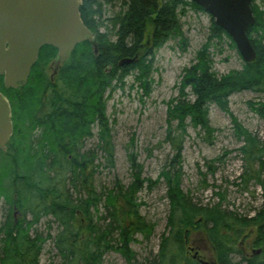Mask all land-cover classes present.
<instances>
[{
  "label": "trees",
  "instance_id": "trees-1",
  "mask_svg": "<svg viewBox=\"0 0 264 264\" xmlns=\"http://www.w3.org/2000/svg\"><path fill=\"white\" fill-rule=\"evenodd\" d=\"M256 1L253 2L256 24L249 28L248 35L257 59L244 63L240 71L225 76L215 73L212 47L229 41L237 48L212 18L207 44L196 62L184 70L179 97L168 104L169 123L177 121L181 135L169 127L167 142L176 156L171 170L164 171L157 181L144 179L138 157L129 153L134 170L132 185L126 189L116 180L114 189L98 193L95 181L100 170L96 165L99 153L105 155L110 168L116 165L105 95L116 83L124 87L126 79L136 71L139 75L136 80L142 89L147 94L151 91L155 52L174 39H180L184 50L188 45L180 15L185 16L188 7L205 12L193 0H128L120 14L104 20V0L102 3L84 0L81 14L95 36L98 54L91 43L84 42L70 54L52 84L48 72L37 74L39 65L28 85L20 90H7L0 79L1 88L10 94L16 121L8 152L0 151V200L6 202L4 212L8 211L3 213L0 226V264H40L44 247L51 240L60 252L62 264H103L106 255L112 252L121 255L127 264H142L136 260L132 246L139 243L140 237L150 242L157 225L143 217L144 204L139 194L144 189L154 190L163 180L171 202L170 231L162 237L161 249L153 264H201L188 255L191 234L197 231L206 235L219 264H234L233 256L242 253L238 246L242 240L249 241L250 228L254 226L259 233L254 246L264 248V206L254 219L239 218L221 206L217 210L203 209L182 190L181 170L188 120L195 129L214 138L209 118L212 105L229 112L233 95L247 91L264 93V15ZM95 17L102 20L100 24L94 21ZM103 28L105 32L101 33ZM138 54L135 65L120 68L122 59L134 60ZM145 54H151V62L148 63ZM56 56V49L46 47L39 63L47 66ZM250 106L264 119V101ZM233 122L236 137L244 144L240 151L246 160L240 180L246 188L252 182L262 186L264 142L239 121ZM94 128L99 129L98 152L86 148ZM72 189L77 192V198ZM49 218H55L58 223L56 237L52 236L51 227L46 236L33 235V230ZM238 262L264 264V249L261 256L242 258Z\"/></svg>",
  "mask_w": 264,
  "mask_h": 264
},
{
  "label": "rangeland",
  "instance_id": "rangeland-1",
  "mask_svg": "<svg viewBox=\"0 0 264 264\" xmlns=\"http://www.w3.org/2000/svg\"><path fill=\"white\" fill-rule=\"evenodd\" d=\"M256 4L264 9V0H257ZM111 10L108 11L109 16L116 12L113 10L114 12L110 13ZM186 12L185 16L180 15L183 32L188 40L186 50L181 46L180 39H174L155 52L153 73L150 78L151 91L147 94L142 89V84L136 80L139 76L136 71L126 79L124 87L116 83L105 95L106 114L112 128L111 134L116 152V165L114 169L110 168L106 163L105 155L99 153L96 165L100 166V170L95 181L99 193L101 190L113 189L116 180L126 188L131 186L134 170L128 159L129 153L138 157L145 179L157 181L164 171L171 170L176 153L167 142L169 127H172L176 134H181L177 128V121L171 122V125L169 123L168 104L179 97L184 70L196 62L199 52L207 44L212 33L211 15L191 7H188ZM100 32H105L104 28ZM222 42L211 49L215 73L225 76L232 71L242 70L244 61L238 51L229 41ZM263 98L259 93L248 91L233 95L229 100V112L212 105L209 118L211 127L215 131L214 138L208 137L202 130L195 129L190 125V121H187L188 136L184 143L181 168L182 190L190 195L195 204L203 207L221 205L223 210L238 215L239 218H254L263 209L264 174L262 186L252 182L246 188L240 180L246 169V160L240 151L244 144L238 141L233 122L239 121L247 131L264 142V120L253 112L250 106L253 102L264 101ZM98 131V128H94V135H97ZM97 145L98 140L95 137L87 141L86 148L98 152ZM129 149L133 152H128ZM209 165L212 166L211 170ZM256 168H259V164ZM72 194L74 198L78 197L74 189ZM167 194L168 187L163 180L154 190H147L139 195L141 203L144 204L141 208L142 215L149 222L157 225L150 242H144L140 237L139 243L132 246L140 261L147 258L154 259L160 252L162 237L169 235L171 205ZM3 206L4 202L0 200V226L4 221ZM49 222L50 220H43L40 223L37 227L40 234L45 236L49 234ZM52 229V236H55L57 226ZM250 230L252 235L247 241V246L255 245L259 236L256 226ZM242 243L243 240L239 248ZM188 245L192 252L191 256L195 255L192 249H199V255L204 261L211 263L215 260L216 256L203 231L192 232ZM53 249L51 241L45 245L40 264H61V258ZM255 249L264 248L257 246ZM251 253L249 251V254ZM233 260L234 263L239 261L238 258ZM103 264H127V262L121 255L112 252L106 255Z\"/></svg>",
  "mask_w": 264,
  "mask_h": 264
},
{
  "label": "water",
  "instance_id": "water-1",
  "mask_svg": "<svg viewBox=\"0 0 264 264\" xmlns=\"http://www.w3.org/2000/svg\"><path fill=\"white\" fill-rule=\"evenodd\" d=\"M236 44L246 63L257 59L248 35L255 25L254 0H193ZM81 0H0V78L9 89L26 85L44 47L58 51L55 72L69 53L89 41L99 53L94 34L81 17ZM136 64L124 60L120 67ZM14 134L13 109L0 91V150L6 151ZM201 264H215L202 261Z\"/></svg>",
  "mask_w": 264,
  "mask_h": 264
},
{
  "label": "bare ground",
  "instance_id": "bare-ground-1",
  "mask_svg": "<svg viewBox=\"0 0 264 264\" xmlns=\"http://www.w3.org/2000/svg\"><path fill=\"white\" fill-rule=\"evenodd\" d=\"M104 2L105 3H103V12H104V16H103V19L102 20H104V19H106V18H115L116 17V15H118V13L120 14V12L123 10V8H124V3L125 2H128V0H113L112 2H109V0H104ZM100 3H102V0H100ZM83 5H84V2H83ZM82 5V6H83ZM110 9H112L111 10V12L110 13H112V11L113 10H116V12H114V14L112 15V16H109V14H108V11H110ZM261 12H262V15H264V9L262 10L261 9ZM256 19V18H255ZM100 19L99 18H97V17H95L94 18V21L97 23V24H100V22L102 21H99ZM256 24V23H255ZM86 25V24H85ZM87 26V25H86ZM107 26V25H106ZM254 26V25H253ZM108 27H110V25L108 24ZM106 34H108L109 35V38H111V36H110V34L107 32ZM257 33H255V35H256ZM113 41H115L116 40V37L114 38V36H113V39H112ZM250 40H251V37H250ZM251 42H252V40H251ZM253 44V43H252ZM46 47H44L43 49H45ZM52 48V47H51ZM43 49L41 50V52H40V55L42 56V51H43ZM145 57H146V60H149L150 58H151V54H145ZM139 58V54H138V56H136L135 57V59H138ZM124 60H131V58H124V59H122L121 61H120V63L122 62V61H124ZM120 65V64H119ZM125 67H129V66H124L123 68H125ZM120 68H122V67H120ZM259 95H261L262 97H264V93H259ZM264 99V98H263ZM263 102V100L260 102V103H257V104H261ZM258 115V114H257ZM259 116V115H258ZM260 117V116H259ZM262 120H264L262 117H260ZM94 131V130H93ZM92 134H93V136L89 139V140H91V139H94L95 137H97V140H99L98 138H99V131H98V134L97 135H94V133L92 132ZM99 142V141H98ZM143 178H144V174H143ZM145 179V178H144ZM133 181H134V179H133ZM123 185V184H122ZM132 185V184H131ZM124 186V185H123ZM96 187V186H95ZM114 187H115V185H114ZM125 187V186H124ZM130 187V186H129ZM128 187V188H129ZM126 188V187H125ZM128 188H126V189H128ZM97 189V188H96ZM114 189V188H113ZM112 190V189H111ZM98 191V190H97ZM103 191H106V190H103ZM102 190H101V193L103 192ZM107 191H109V190H107ZM144 191H146L145 189L142 191V192H144ZM141 192V193H142ZM98 193H99V191H98ZM100 194V193H99ZM140 195V194H139ZM187 196H189L190 197V195H188V194H186ZM219 197H221V196H219ZM139 198H140V196H139ZM221 201H222V198H221ZM141 202V201H140ZM170 202V201H169ZM6 205V202H5V204H4V206ZM170 205H171V202H170ZM201 206V205H200ZM221 205H214V206H208L207 208L208 209H210V210H217V209H223L222 208V206L220 207ZM220 207V208H219ZM202 208L203 209H206L205 207H203L202 206ZM201 208V209H202ZM101 212L103 213L104 212V209H103V206H101ZM16 211H18V208H16L15 207V212ZM14 212V213H15ZM5 214H7L8 213V211L6 210L5 212H4ZM18 213V212H17ZM102 213H100V215H102ZM144 217V216H143ZM29 218V220H30V218L31 217H28ZM145 218V217H144ZM248 219H254V218H249V217H247ZM146 219V218H145ZM47 220H50V222L48 223V231H49V227H51V228H53V227H55V226H57V231H58V223L56 222V219L55 218H49V219H47ZM147 220V219H146ZM31 221V220H30ZM148 221V220H147ZM149 222V221H148ZM53 230V229H52ZM57 231H56V234H57ZM36 233H39V231L37 230V227L33 230V232H32V234L33 235H35ZM51 234H52V231H51ZM55 234V235H56ZM42 235H44V234H42ZM45 236V235H44ZM54 237H56V236H54ZM50 242V241H49ZM51 242H52V244H53V251L54 252H56L59 256H60V252H59V250H58V248L55 246V244L53 243V241L51 240ZM43 253V252H42ZM137 255V254H136ZM238 259H240V258H238ZM136 260L138 261V263H142V264H153L154 263V259L153 258H147V259H145V260H143V261H140L139 259H138V257L136 258ZM234 263V262H233ZM237 263H239V262H237ZM237 263H234V264H237ZM61 264H62V261H61Z\"/></svg>",
  "mask_w": 264,
  "mask_h": 264
},
{
  "label": "flooded vegetation",
  "instance_id": "flooded-vegetation-1",
  "mask_svg": "<svg viewBox=\"0 0 264 264\" xmlns=\"http://www.w3.org/2000/svg\"><path fill=\"white\" fill-rule=\"evenodd\" d=\"M81 1L84 2V0H81ZM81 17H82L83 22L85 23V17L83 18V15H82V14H81ZM57 56H58V52H57ZM57 56L54 58V60H53L49 65L45 66V65L43 64V62L39 63V62L41 61V55H40V57H39V61L37 62V64H36L35 67H34V69H35L36 66L39 65V66H38V69H39V73H38V75H42L44 72H48V74H49V72H50V76H49V78L52 79L51 84H52V82L55 83V81H56V79H57V77H58V75H59V71L62 69L64 63H65L66 61H69V59H70V55H69V57H68L65 61H63V62L61 63V66H60V68L58 69V71L55 72L54 62H55ZM34 69H33V71H32V74H33V72H34ZM50 69H51V71H49ZM30 79H31V77H30ZM30 79H29V82H30ZM3 81H4V80H3ZM3 84H4V82H3ZM23 87H24V85H21V86L19 87V89H17V90H20V89H22ZM7 90H10V89H7ZM0 91H1L4 95H6V97H8V99L10 100V103H11L10 94H7L8 92H5V91L1 88V85H0ZM11 106H12V109H13V121H14V108H13L12 103H11ZM15 130H16V121L14 122V134H15ZM14 134H13V135H14ZM5 152H8V149H7V151H5ZM4 204H5V203H4ZM18 214H19V213H16L15 216H18ZM246 244H247V241H246V240H243V243H242L241 246H240V249H241V252H242V253H241V255H234V256H233L234 258H240V259H242V258H252L254 255L261 256V255L263 254V250H256V249L254 248V245H250V244H249V245L247 246ZM192 251H194L195 255H194V256H191L190 254H191L192 252H190V249H189V251H188V255H189V257L191 256V258H193V259L196 260L197 262H200V263H201L202 258H201V256L199 255V253H200L199 251H200V250H199V249H192ZM249 251H251L252 253L249 254ZM212 262H214L215 264H219V263L217 262L216 257H215V260H213Z\"/></svg>",
  "mask_w": 264,
  "mask_h": 264
}]
</instances>
